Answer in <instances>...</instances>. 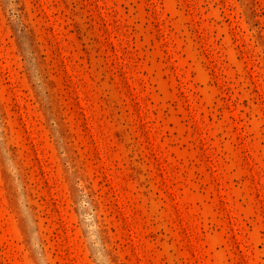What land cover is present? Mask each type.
Listing matches in <instances>:
<instances>
[{
  "label": "rangeland",
  "instance_id": "obj_1",
  "mask_svg": "<svg viewBox=\"0 0 264 264\" xmlns=\"http://www.w3.org/2000/svg\"><path fill=\"white\" fill-rule=\"evenodd\" d=\"M0 264H264V0H0Z\"/></svg>",
  "mask_w": 264,
  "mask_h": 264
}]
</instances>
